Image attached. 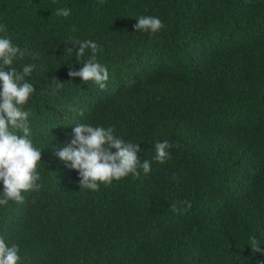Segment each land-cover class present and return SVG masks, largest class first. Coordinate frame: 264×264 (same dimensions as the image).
I'll list each match as a JSON object with an SVG mask.
<instances>
[{
  "label": "trees",
  "instance_id": "1",
  "mask_svg": "<svg viewBox=\"0 0 264 264\" xmlns=\"http://www.w3.org/2000/svg\"><path fill=\"white\" fill-rule=\"evenodd\" d=\"M140 16L164 27L136 32ZM0 26L26 50L14 67L35 65L23 108L40 187L0 205L19 264H264V0H0ZM87 40L103 90L68 75L91 51L66 49ZM81 123L139 144L151 171L81 190L57 155Z\"/></svg>",
  "mask_w": 264,
  "mask_h": 264
},
{
  "label": "clouds",
  "instance_id": "2",
  "mask_svg": "<svg viewBox=\"0 0 264 264\" xmlns=\"http://www.w3.org/2000/svg\"><path fill=\"white\" fill-rule=\"evenodd\" d=\"M56 15L68 17L70 10L61 8L57 10ZM136 21V32H150L154 35L164 27L158 17L140 16ZM4 31L0 26V32ZM72 44L78 48H68L67 52L75 51L77 58H80L85 55L86 50H90L91 56L79 71L70 69L68 75L72 78L79 77L84 83L91 81L101 90L105 89L109 73L108 69L96 60L99 45L91 40L76 41ZM25 51L14 46L7 36L0 37V182L3 183L0 205H7L9 201L21 203L24 199L22 193L38 190L40 187L37 183L40 180L37 166L41 162V151L34 148L30 139V113L23 108L35 91L34 86L26 81L35 65H26L22 71L14 67V61L22 59ZM62 86L63 83L60 82L55 90ZM72 128L70 143L59 150L57 155L60 160L69 162L70 167L79 173L81 190L97 191L100 184L110 185L129 174L133 178H139L140 170L145 175L151 171L148 160L138 159L137 153L141 151L139 144L126 143L117 138L113 134V128L83 123ZM172 147L167 140L156 142L155 159L160 163L170 159L169 149ZM183 203L186 209L191 208L189 201ZM172 210L179 209L172 205ZM249 244L253 254L261 253V247L255 238H250ZM18 253L17 244L9 246L5 239L0 237V264H19L21 257Z\"/></svg>",
  "mask_w": 264,
  "mask_h": 264
}]
</instances>
